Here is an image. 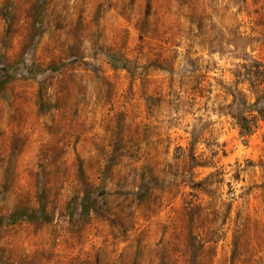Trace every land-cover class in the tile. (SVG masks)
Wrapping results in <instances>:
<instances>
[{
	"label": "rangeland",
	"instance_id": "374dc122",
	"mask_svg": "<svg viewBox=\"0 0 264 264\" xmlns=\"http://www.w3.org/2000/svg\"><path fill=\"white\" fill-rule=\"evenodd\" d=\"M257 108L264 0H0V264H264Z\"/></svg>",
	"mask_w": 264,
	"mask_h": 264
},
{
	"label": "trees",
	"instance_id": "16d2710c",
	"mask_svg": "<svg viewBox=\"0 0 264 264\" xmlns=\"http://www.w3.org/2000/svg\"><path fill=\"white\" fill-rule=\"evenodd\" d=\"M52 69V68H51ZM54 70L58 69L57 67L53 68ZM249 71V70H248ZM247 71V78L252 80L253 74H251L250 72ZM257 115L255 114H251V117L248 119L245 116H242L239 120V125L240 128L245 131L246 133L249 132L252 128V125H254L256 123L257 119H261L264 120V109L262 108H257ZM96 188L91 187L90 185L84 188V195L81 198L79 204L82 210L86 211L89 208L94 207V204L96 202V199L94 197H92V193L95 192ZM147 191V186L143 185L141 187H139L136 195L141 199L145 196ZM97 195H101L100 192H96ZM27 218V219H33L34 216L30 215L24 208H20L16 211H14L13 213H11L9 215V222L13 223L14 221H16L19 218ZM35 219V218H34Z\"/></svg>",
	"mask_w": 264,
	"mask_h": 264
}]
</instances>
